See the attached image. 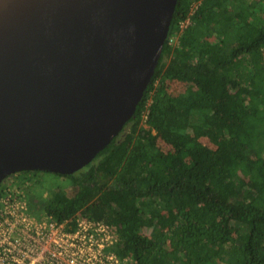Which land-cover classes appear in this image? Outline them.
Instances as JSON below:
<instances>
[{"label":"trees","instance_id":"trees-1","mask_svg":"<svg viewBox=\"0 0 264 264\" xmlns=\"http://www.w3.org/2000/svg\"><path fill=\"white\" fill-rule=\"evenodd\" d=\"M10 179L45 184L37 214L115 226L135 264H264V0H177L121 132L72 174Z\"/></svg>","mask_w":264,"mask_h":264},{"label":"water","instance_id":"water-1","mask_svg":"<svg viewBox=\"0 0 264 264\" xmlns=\"http://www.w3.org/2000/svg\"><path fill=\"white\" fill-rule=\"evenodd\" d=\"M177 0H0V184L72 174L133 115Z\"/></svg>","mask_w":264,"mask_h":264},{"label":"built area","instance_id":"built-area-1","mask_svg":"<svg viewBox=\"0 0 264 264\" xmlns=\"http://www.w3.org/2000/svg\"><path fill=\"white\" fill-rule=\"evenodd\" d=\"M4 180L0 184V264H135L116 254L118 234L112 224L80 216L57 221L37 214L27 197L28 183Z\"/></svg>","mask_w":264,"mask_h":264},{"label":"rangeland","instance_id":"rangeland-1","mask_svg":"<svg viewBox=\"0 0 264 264\" xmlns=\"http://www.w3.org/2000/svg\"><path fill=\"white\" fill-rule=\"evenodd\" d=\"M159 145L161 146V147H170V144H168V143H166L165 141H163V140H160L159 141ZM51 176V175H50ZM8 177V176H7ZM7 177H6V179H7ZM51 179H53V177L51 176L50 177ZM9 179V178H8ZM7 181H9V180H7ZM47 181V180H46ZM43 185H40V184H38L37 183V185H35V183H33V181L32 182H30V183H28V186L30 187L31 186V188H33V190H32V193H33V191H34V193H36L37 191H38V189H41V186H45V184L44 183H42ZM35 185V186H34ZM34 210H35V208H34Z\"/></svg>","mask_w":264,"mask_h":264}]
</instances>
